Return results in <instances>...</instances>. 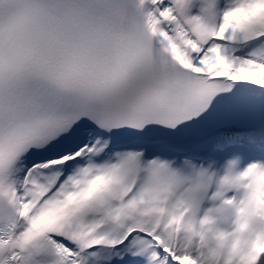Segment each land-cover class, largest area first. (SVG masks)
Returning <instances> with one entry per match:
<instances>
[{"label":"snow or ice","instance_id":"1","mask_svg":"<svg viewBox=\"0 0 264 264\" xmlns=\"http://www.w3.org/2000/svg\"><path fill=\"white\" fill-rule=\"evenodd\" d=\"M0 264H264V0H0Z\"/></svg>","mask_w":264,"mask_h":264}]
</instances>
